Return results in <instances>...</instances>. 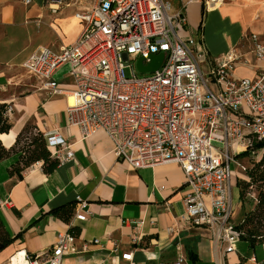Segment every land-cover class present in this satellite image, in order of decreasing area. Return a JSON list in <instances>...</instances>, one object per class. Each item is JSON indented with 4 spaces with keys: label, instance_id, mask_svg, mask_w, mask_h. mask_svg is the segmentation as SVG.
Segmentation results:
<instances>
[{
    "label": "built area",
    "instance_id": "obj_1",
    "mask_svg": "<svg viewBox=\"0 0 264 264\" xmlns=\"http://www.w3.org/2000/svg\"><path fill=\"white\" fill-rule=\"evenodd\" d=\"M81 1L44 0V5L55 14ZM177 1L178 7L171 0H94L74 15L81 32L73 45L59 52L41 48L22 69L50 97L72 96L70 124L79 127L83 138L104 131L117 161L130 170L178 165L187 190L182 219L204 230L228 254L239 241L230 194L235 153L264 140V77L235 78L239 56L234 51L211 58L196 31L187 35L190 4H200L206 13L226 0ZM243 39L251 42L255 59L264 60V38L246 34ZM159 53L160 67L137 78L132 62L142 58L146 64ZM65 65L74 88L68 94L53 78ZM11 110L7 107L6 115ZM45 146L58 165L74 159L70 144L58 134L48 136ZM6 204L0 201V207ZM74 217L84 221L86 213ZM86 248L79 250L69 231L57 233L49 251L34 256L16 251L7 264L19 254L22 261L17 264H62L65 256ZM121 258L131 261L132 255ZM183 262L179 257L173 264Z\"/></svg>",
    "mask_w": 264,
    "mask_h": 264
},
{
    "label": "crops",
    "instance_id": "obj_2",
    "mask_svg": "<svg viewBox=\"0 0 264 264\" xmlns=\"http://www.w3.org/2000/svg\"><path fill=\"white\" fill-rule=\"evenodd\" d=\"M171 2L178 7L177 0ZM93 4L94 0H82L53 14L44 0H31L29 5L0 0V104L12 109L7 115L9 133H14L9 147L26 124H33L45 139L53 134L64 138L74 152L73 161L53 172L43 173L42 163H37L20 179L8 174L17 155L0 162V201L7 203L0 207V220L11 238L19 235L0 252V264H7L16 251L29 256L49 251L57 233L70 229L77 248H87L65 256L62 264H173L179 257L183 264H264V245L249 251L247 243L238 241L233 252L225 254L204 230L182 219L187 190L178 165L130 170L117 161L104 131L83 138L79 127L70 124L69 95L50 97L36 83H23L22 64L41 48L59 52L73 45L81 32L74 15ZM195 31L207 56L232 51L239 56L235 78L264 77V60L257 61L251 42L243 39L246 34L264 38V0H226L206 13L192 3L186 32ZM58 84L66 94L74 89L67 74ZM26 87L33 90L24 93ZM235 182L231 184L236 189ZM235 197L238 221V194ZM60 207L65 208L66 222L49 215ZM80 211L86 213L84 221L74 217ZM127 253L131 261L121 258Z\"/></svg>",
    "mask_w": 264,
    "mask_h": 264
},
{
    "label": "trees",
    "instance_id": "obj_3",
    "mask_svg": "<svg viewBox=\"0 0 264 264\" xmlns=\"http://www.w3.org/2000/svg\"><path fill=\"white\" fill-rule=\"evenodd\" d=\"M7 107L5 104H0V135L8 134L12 128L6 115ZM21 142H23L22 146H20ZM263 150L264 140L254 141L250 148L238 154L236 158H245L251 153L256 154ZM12 155H17L18 160L8 171L10 177L17 176L20 179L27 168L37 163H42L41 168L45 174L53 172L58 166V162L51 158L45 146L44 136L33 124H26L16 135L14 144L8 149L0 140V162ZM242 175L243 178L235 182L240 219L234 223L233 228L239 233V241L247 243L249 251H253L256 247L264 245V153L258 159L251 161L249 166L244 168ZM64 211L65 208L60 207L50 211L49 215L66 222L67 219L63 217ZM69 232L72 234V229ZM18 236L11 238L0 220V252L11 245Z\"/></svg>",
    "mask_w": 264,
    "mask_h": 264
},
{
    "label": "rangeland",
    "instance_id": "obj_4",
    "mask_svg": "<svg viewBox=\"0 0 264 264\" xmlns=\"http://www.w3.org/2000/svg\"><path fill=\"white\" fill-rule=\"evenodd\" d=\"M209 17H210V14L208 13V15H207V19H209ZM203 18H204V17H203ZM194 39H195V38H194ZM132 63H133V65H134V71H135V75H136L137 78H142V77L148 75L147 73H146V74H140V73H138V71H137V69H136V62H132ZM68 71H69V67H68L67 65L61 67V68H60V69L54 74V76H53L54 80L57 81V82L62 81L63 76L66 75V74L68 73ZM125 75H126V77H128V78L131 77V72H130V69H129V68L125 70ZM22 76H23V81H24L23 83H26V84H28V85H29V84L35 85V82H33L32 79L28 78V76H27L26 74H24V72L22 73ZM20 79H21V78H20ZM24 89H26V90L24 91V93H26L27 90H33V89H31V87H26V88H24ZM27 136H28V135H27ZM28 137H29V136H28ZM22 143H23V142H21L20 146H22ZM212 145H213L215 148H217V149H222V150L224 149V145L221 144V143H213ZM243 151H244V150L235 153V161H236V164H234V166H233V172H234V175H233V178H232L231 182H233L234 180L236 181L237 179H241V178H243V175H242L243 168L248 167L249 164L251 163V161L258 159V157H259L260 154H261V152H258V153H256V154L251 153L248 157H245V158H238V159H237L236 156H237L238 154L242 153ZM263 151H264V150H263ZM230 185H231V186H230V194H231V199H232V205H233V209L235 210V211H234L233 218H232V222H233V223H236V222H237V218H238L239 213H238V211L236 210V208H237V198L235 197V194H238V191H237V189L232 188L233 185H232L231 183H230ZM239 207H240V206H239ZM236 211H237V212H236Z\"/></svg>",
    "mask_w": 264,
    "mask_h": 264
},
{
    "label": "water",
    "instance_id": "obj_5",
    "mask_svg": "<svg viewBox=\"0 0 264 264\" xmlns=\"http://www.w3.org/2000/svg\"><path fill=\"white\" fill-rule=\"evenodd\" d=\"M148 62L146 64H143V59L139 58L136 61V69L138 73L140 74H150L155 72L163 61V53H159L157 55H151L148 58Z\"/></svg>",
    "mask_w": 264,
    "mask_h": 264
},
{
    "label": "bare ground",
    "instance_id": "obj_6",
    "mask_svg": "<svg viewBox=\"0 0 264 264\" xmlns=\"http://www.w3.org/2000/svg\"><path fill=\"white\" fill-rule=\"evenodd\" d=\"M67 104L70 106L75 104V100L72 96L68 97ZM13 134L14 133H8L7 135H0V140L4 146L9 147V145L12 143V140L14 137ZM21 261H22V254H19V255H16L13 257L12 264L21 263Z\"/></svg>",
    "mask_w": 264,
    "mask_h": 264
}]
</instances>
